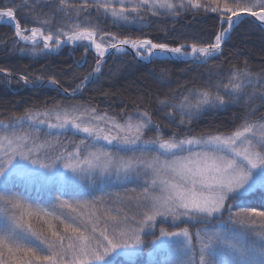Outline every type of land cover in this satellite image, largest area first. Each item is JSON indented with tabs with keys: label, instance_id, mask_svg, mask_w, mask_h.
<instances>
[{
	"label": "snow or ice",
	"instance_id": "1",
	"mask_svg": "<svg viewBox=\"0 0 264 264\" xmlns=\"http://www.w3.org/2000/svg\"><path fill=\"white\" fill-rule=\"evenodd\" d=\"M5 3L0 22L14 28L18 41L31 44L33 54L38 48L51 51L64 43L84 41L88 42L86 49L95 48V67L72 90V95L82 90L94 73L101 72L108 48L120 52L127 45L144 59L156 53H171L207 63L208 58L222 51L224 39L243 16L254 17L264 26V0H119V9L110 0H84L76 10L79 16L89 6L98 11L102 8L113 23H127L130 13L150 11L156 16L159 9L171 15H178L180 9L218 13L222 28L214 43L192 44L189 52L184 45L170 47L150 39L100 33L87 22L54 32L43 27L50 24V19L42 18L38 21L41 26L29 29L17 20L15 0H0V4ZM72 7L68 0H59L56 11L68 15L65 10ZM105 36L111 37L107 46ZM0 73L12 75L6 68H0ZM20 80L31 83L25 75ZM50 83L56 85L58 81L52 78ZM256 100L264 103V73H253L245 65L232 67L227 84H210L183 96L179 103L165 98L159 104L163 109L171 107L184 123V117L190 120L205 107L243 101L248 108ZM255 110L251 108L242 123L227 134L183 138L175 134L165 138L147 110L121 122L93 107L58 104L45 111L13 115L10 124L0 121V177L4 178L5 189L0 194V264H113L116 256L136 264L148 236L153 237L152 254H170L160 264H264V204L247 203L257 195L264 196V119H250ZM167 115L174 118L172 112ZM24 122L28 127H23ZM41 125L49 130L45 135H50L51 130L71 129L85 138L73 142L71 149L58 137L55 144L39 142ZM146 130H154L155 137L144 139ZM58 165L79 181L115 178L121 182L143 180V184L139 190H130L134 195L108 193L92 200L57 196L48 207L34 204L8 187L17 175L49 180ZM158 219L171 220L176 230L161 227L157 235ZM212 220L223 222L225 230L209 231ZM190 221L203 225L195 232V243L189 228L178 223Z\"/></svg>",
	"mask_w": 264,
	"mask_h": 264
},
{
	"label": "trees",
	"instance_id": "2",
	"mask_svg": "<svg viewBox=\"0 0 264 264\" xmlns=\"http://www.w3.org/2000/svg\"><path fill=\"white\" fill-rule=\"evenodd\" d=\"M174 2L178 3L179 0ZM202 2L206 3L207 0ZM68 3L74 7L66 9L68 15H65L64 12L56 11L59 0H28L27 4L25 0H15L18 8L15 14L21 25L28 28L41 26L38 21L42 18L50 19V24L43 27L54 32L57 29L68 31L72 24L83 25L87 22L97 27L100 33L115 34L118 38H147L153 43H165L170 47L192 44L206 46L214 43L215 36L222 28L218 13L210 11L180 9L178 15H171L165 9H159L160 14L156 16L150 11L141 12L139 15L130 13L127 23H113L111 15L105 14L102 8L98 11L96 7L89 6L77 16L76 10L83 5L84 0H68ZM5 6L6 3L0 4V10ZM113 6L118 8L117 5ZM110 42L111 37L105 36V45ZM32 47L19 42L10 27L0 25V68H6L12 73L11 76L0 73V121L4 123L10 124L13 115H23L28 110L45 111L58 104L61 107H93L121 122L128 116H136L138 111L147 110L165 138L173 134L178 138L227 134L242 123L253 107L256 110L249 118L264 119V103L259 100L250 103L248 108L244 106L243 101L223 107H205L199 113H194L190 120L184 117V123H181V116L173 112L171 107L163 109L159 104V100L165 98L172 103H179L183 96L210 84L221 81L227 84L228 73L233 66L246 65L253 73H264V28L251 18L241 20L234 27L229 39L224 42L222 51L207 63L156 59L149 64H143L127 53L112 55L102 62L101 72L94 73L82 90L77 91L74 96H67L66 93H72L83 78L92 72L97 61V58L87 51L85 44L66 46L52 52L38 48L36 54L32 53ZM21 75L28 76L31 83L25 84L20 80ZM38 76L41 77L40 80L36 79ZM52 78L58 81L56 85L50 83ZM65 88L68 92L64 91ZM221 92L223 94V89ZM168 112H172L174 118H169ZM26 124L27 122H24L23 126ZM72 132L68 130L58 135L59 141L69 149L72 148L73 141L68 140L74 139L75 143H79L82 138V134ZM155 135L154 130H146L144 139L154 138ZM52 143L55 144L53 141ZM3 183L4 180L0 183V194L5 192ZM142 184L143 180L121 182L115 178L93 183L79 181L60 184L56 178L51 181L33 182L15 176L8 187L11 192L32 203L48 207L57 196L61 199L92 200L108 193L134 195L130 190H139ZM247 203L260 206L264 204V196L257 195ZM162 221L164 220L158 219L156 222L157 235L161 227L169 231L176 230L175 226H169V223L160 225L159 222ZM201 227L203 225L197 222L193 227L188 226L194 243L195 232ZM225 228L226 225L219 220L208 223L209 231H224ZM152 239L151 236L146 237L143 252L137 257L136 264H160L161 260L170 255L167 251L152 254ZM113 264L128 262L124 257L117 256Z\"/></svg>",
	"mask_w": 264,
	"mask_h": 264
},
{
	"label": "rangeland",
	"instance_id": "3",
	"mask_svg": "<svg viewBox=\"0 0 264 264\" xmlns=\"http://www.w3.org/2000/svg\"><path fill=\"white\" fill-rule=\"evenodd\" d=\"M110 3L112 4V5H117L118 6V8L117 9H119V0H110ZM99 39V38H98ZM80 43H82V42H80ZM84 43L87 45V43L88 42H85L84 41ZM223 44H224V42L222 43V46H223ZM78 46V45H77ZM105 46H107V45H105ZM92 46H88V48H91ZM55 51L56 50V48H53L51 51ZM49 51V50H48ZM51 51H49V52H51ZM94 52H95V48H94V50H93ZM141 52H143V50H140ZM96 53V52H95ZM217 56V55H216ZM215 57V56H214ZM210 58H212V57H210ZM210 58H208V60L210 59ZM191 59V58H190ZM193 59V58H192ZM200 62H202L201 60H200ZM44 126V127H43ZM23 127H28V125L26 124L25 126H23ZM40 127V141L39 142H44V140H48V141H53L54 143H56V141H54V140H52V139H57V137H58V135H60V134H63L64 133V131H59V130H51V134L50 135H45V133H47V132H49V130L47 129V127L45 126V125H41V126H39ZM42 129H43V131H42ZM17 130H20V127H18L17 128ZM66 131H68V130H66ZM69 131H73V130H71V129H69ZM3 132V127L2 126H0V133H2ZM74 132V131H73ZM72 132V133H73ZM74 133H76V132H74ZM80 134H82V133H80ZM45 138V139H44ZM72 139H73V137H71ZM85 137H84V134H82V138H80V139H84ZM43 139V140H42ZM67 141V140H66ZM68 141H73L74 142V139L73 140H68ZM67 141V142H68ZM101 143H104V142H101ZM194 150H200L199 148H195ZM52 155H54L55 154V152H53V153H51ZM17 162H19V163H26V162H23V161H17ZM14 163H16V162H14ZM28 167H31V165H29ZM41 171H43V170H41ZM17 176H19V177H22V178H24V179H26V180H28V181H40V180H32V179H29V178H26V177H24V176H21V175H17ZM53 178H56V180L60 183V184H65L66 182H73V183H76V182H79V180H77L76 178H74L73 176H72V173L71 172H67V171H65L61 166H59L58 165V167H57V169H56V171H55V173L52 175V178L51 179H49V180H47V181H51ZM4 180V178H2V177H0V183L2 182ZM167 223H169V226L170 225H173L172 224V221L170 220H164V221H162V222H159V224L160 225H166ZM196 224V222H194V221H190V222H182V223H180V227H190V226H194ZM171 227H173V226H171ZM117 257V256H116ZM116 257H114V258H116ZM114 260V259H113Z\"/></svg>",
	"mask_w": 264,
	"mask_h": 264
},
{
	"label": "water",
	"instance_id": "4",
	"mask_svg": "<svg viewBox=\"0 0 264 264\" xmlns=\"http://www.w3.org/2000/svg\"><path fill=\"white\" fill-rule=\"evenodd\" d=\"M252 18L256 21V19L254 17H249V16H243L241 19L237 20L236 21V24L239 23L240 20H242L243 18ZM235 19V18H234ZM259 23V21H257ZM0 23H4V22H0ZM6 24V23H5ZM236 24L234 25V27L236 26ZM260 24V23H259ZM233 27V28H234ZM232 31V30H231ZM231 33V32H230ZM228 38V36L224 39L226 40ZM42 43V41H41ZM69 43H64V44H61V46L63 45H67ZM31 45V44H30ZM123 47V51L121 52H117L116 49H113V48H108V51L105 53V56L102 58V60H105L107 57H109L110 55H113V54H117V53H124V52H128L130 55H132L133 57L135 58H138L140 61H143L140 57L137 56V54L135 53L134 49H132L131 47L125 45V46H122ZM92 51V50H91ZM165 58H168V59H171V60H183L181 57H177V58H174L172 56H167ZM186 59V58H185ZM152 60V58L150 57L149 60L147 62H150ZM187 60V59H186ZM200 60H197V62H199Z\"/></svg>",
	"mask_w": 264,
	"mask_h": 264
},
{
	"label": "bare ground",
	"instance_id": "5",
	"mask_svg": "<svg viewBox=\"0 0 264 264\" xmlns=\"http://www.w3.org/2000/svg\"><path fill=\"white\" fill-rule=\"evenodd\" d=\"M153 56H157V57H163V56L178 57V55H173V54H171V53H163V54L156 53V54H154Z\"/></svg>",
	"mask_w": 264,
	"mask_h": 264
}]
</instances>
